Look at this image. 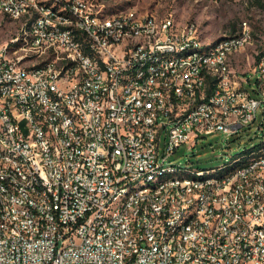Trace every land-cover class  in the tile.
<instances>
[{"label":"built area","instance_id":"obj_1","mask_svg":"<svg viewBox=\"0 0 264 264\" xmlns=\"http://www.w3.org/2000/svg\"><path fill=\"white\" fill-rule=\"evenodd\" d=\"M85 2L94 0L63 1V8L71 10L72 20L41 9L35 34L26 43L32 44L31 55L11 58V52L0 48V92L6 94V102H0V114L3 122L11 123L13 133V140L6 142L25 151L32 168V177H25L18 169L17 158L0 156V214L10 218V225H0V264H220V258H227L228 264H264V239L255 231V222L264 219V200L260 209H246L251 193H264L260 175L264 159L251 160L235 171L247 177V186L235 184L239 185V194H230L232 185L226 179L196 183V191H183V180L179 184L181 193L189 195V203L201 200L199 210H205V217L196 214L186 234L172 230L174 241H166L164 250H155L161 236L155 220L163 219V227H169L181 210L176 208V193H169V201H159L161 187L144 189L123 202L112 220H104V209L118 187L154 168L178 165L168 157L182 143L189 142L192 147L197 139L213 131L236 133L252 123L259 110L264 114V70L259 69L258 57L246 62L256 73L253 95L244 87L249 78L241 74L240 91L230 96L225 70L219 72H224L223 91H228V98H220V91L208 87V83L191 85L190 75H196L200 61L220 58L224 46L209 56L196 54L169 63V58L159 56L160 48L207 41L197 37V26L190 21L176 20V28H167V19L172 17L168 15L164 18L166 37L152 44L150 54L144 56H157V65L143 68L144 57H137V50L144 42L127 45L126 52H118L119 61L105 59L110 70L107 83L94 84L96 72L87 63L89 80L68 83L60 79V72L46 75V68H52L54 62L69 64V73L76 71L78 62H86L77 48L67 54V60H60V54L58 59L34 57V50L50 49L49 41L72 44L63 35V25L79 33L80 28H87L116 39L128 27L150 25L151 12L140 11V19H133L128 11L127 19L107 22V17L98 18L101 5L87 10ZM0 4L15 10L25 6V0ZM235 34L236 42L246 38L247 28L242 22ZM170 36H177L178 44H171ZM119 75H127V83L122 103H115ZM8 77H17V84H8ZM128 84H137V91H128ZM194 91H206V98H194ZM48 93H58L68 101V108L78 110L86 120V136H79L66 120V113H59L55 102L48 100ZM7 95L18 97V105L31 119L38 139L40 122L51 126L54 141V123L62 121L67 148L57 147V153H50L42 141V152L49 153V161L33 160L30 148L21 140L19 126L8 114ZM153 109H160L159 118H151ZM207 110L223 114V121L207 124ZM96 113H103V120H96ZM233 113H242V120L231 122ZM172 118H179V125H172ZM116 126L132 129V137L118 136ZM154 133H161V139L163 136V149L160 142H154ZM257 148H264V141ZM252 167H259V176H252ZM165 183L174 181L163 182L162 186ZM251 183H258V191H250ZM6 205H14L19 218L6 214ZM125 209L134 210L136 222H129ZM116 217H123V224H116ZM131 223H138V231H131ZM141 230H150L151 238H141ZM131 232H138V239H131ZM215 238L224 239V249H215ZM250 255H257V263H250Z\"/></svg>","mask_w":264,"mask_h":264},{"label":"bare ground","instance_id":"obj_2","mask_svg":"<svg viewBox=\"0 0 264 264\" xmlns=\"http://www.w3.org/2000/svg\"><path fill=\"white\" fill-rule=\"evenodd\" d=\"M8 1V0H0ZM64 4H71V0H25V6L21 8L4 9L0 4V14L17 22L21 30L14 36L0 43V48L4 52H11V58H23L31 55L32 44H26L27 40L32 39L35 34L38 18L41 9L56 12V16L64 20H72L70 9L63 8ZM94 0V2H85V9L95 10V5H101L98 9V18L107 17V22H117V19H127V12L133 19H140V11L127 9L120 12L107 13L104 11L105 1ZM107 1V0H106ZM30 10V15H29ZM166 17V16H165ZM150 13L149 27H128L126 33H120L118 39L112 35H102L101 32H94L92 29L80 28V33L71 28L70 25H63V35L68 37L72 44L61 45L60 41H49L50 49L34 50L35 58L50 57V59L67 60V54L75 53L76 48L81 54H84L86 62H78L76 71L69 73V64L64 62H54L52 68H46V75H55L60 72V79H67L68 83H77L80 80L90 79V70L86 63L91 65L96 72L94 75V84H103L109 82L110 70L105 61H119L118 52H126L127 45L144 44L138 46L137 57H144L150 54L152 44H157L166 37V27H164V18ZM22 23V24H21ZM247 28L246 38L243 41L236 42V34L225 35L217 39L214 43L187 44L179 47H164L159 49V56L169 58V63H177L178 60L192 57L196 54L209 56L215 54L220 47V58H211L210 60H201L196 68V75H190L191 85H200L214 87L215 91H220V98H228V91H223L224 72L226 75V87H229L230 96H237L240 91L241 76H239L230 65V55L246 48L253 41V31L246 21H242ZM167 28H176V22L173 17H168ZM197 37L201 39L197 33ZM93 43V47L90 43ZM235 42V43H234ZM171 44H178L177 36H170ZM104 56V59L103 57ZM151 65H157V56L144 57L143 68H150ZM258 66L264 70V48L258 55ZM69 73V74H68ZM127 83V75H119V83H116L114 91L115 103H122L124 96V84ZM8 84H17V77H8ZM128 91H137V84H128ZM194 98H206V91H194ZM48 100L55 102L59 113H66V120L70 121L73 128L77 130L79 136H86V120L77 109L68 108V101H64L58 93H48ZM0 102H6V94L0 92ZM8 114L19 126L21 140L25 146L30 148L31 158L39 162H48L49 153L42 152V141L47 145L50 153H57L58 148H67L64 123L55 121L54 123V141L51 132V126L47 122H40L41 139L36 138V128L31 125V119L28 114H23L21 106L18 105V97L7 95ZM160 109L151 110V118H159ZM96 120H103V113H96ZM242 120V113H233L231 122ZM223 121V114L214 115V110H207L206 123L218 124ZM24 122L26 131L22 130L21 123ZM172 125H179V118H172ZM118 136L132 137V129L125 126H116ZM0 156L9 160L18 161V169L24 172L25 177H32V168L30 167V158L25 151H18L17 148L9 147L6 141L13 140L11 123L3 122V116L0 114ZM161 133H154V142H160ZM254 148V147H253ZM241 153V152H240ZM231 156L229 161L213 168H194L191 165H175L168 167L154 168L149 174L136 176L133 181H127L124 187H118L116 193L110 198V202L104 209V220H112V217L118 213L122 203L131 200L132 194H138L144 189H153L161 187L158 192L159 201H169V193H176V208L181 209L169 223V227H163V219L155 220V228H161V236L155 242V250H164L166 241H174L173 231H179V234H186V229L193 227V219L196 214L198 217H205V210L201 209V200H193L189 203V195L181 193V184L183 180V191H196V183L207 181L225 180L230 187V194H239V185L247 186V177L243 172H235L243 169L254 159H264V148H254L249 152ZM260 175L264 180V168H260ZM252 176H259V167H252ZM174 181V183L163 182ZM250 191H258V183L250 184ZM264 200V193H251L250 201L246 202V209H260ZM189 205L187 206V204ZM6 214L12 218H19V211L14 205H6ZM125 217L129 222H136V214L132 209H125ZM116 224H123V217H116ZM0 225H10V218L0 214ZM131 231H138V223H131ZM255 231L264 239V219L255 222ZM141 238H151L150 230H141ZM131 239H138V232H131ZM215 249H224V239L215 238ZM250 263H257V255H250ZM220 264H228L227 258H220Z\"/></svg>","mask_w":264,"mask_h":264},{"label":"rangeland","instance_id":"obj_3","mask_svg":"<svg viewBox=\"0 0 264 264\" xmlns=\"http://www.w3.org/2000/svg\"><path fill=\"white\" fill-rule=\"evenodd\" d=\"M104 1V11L107 13L135 9L151 12L158 17L170 15L175 22H193L197 26V33L205 41H214L234 32L242 21H246L253 31V41L258 39V43H264V0H117L113 5H108L111 0ZM18 27L17 22L0 16V43L16 35ZM246 76L249 81L245 82L244 87L253 95L256 73L250 69ZM21 124L22 130L26 131L24 122ZM163 141V136L162 139L160 136L161 149ZM263 141L264 114L259 110L256 119L238 132L226 134L213 131L197 139L192 147H189V142L182 143L168 160L194 168H213Z\"/></svg>","mask_w":264,"mask_h":264},{"label":"crops","instance_id":"obj_4","mask_svg":"<svg viewBox=\"0 0 264 264\" xmlns=\"http://www.w3.org/2000/svg\"><path fill=\"white\" fill-rule=\"evenodd\" d=\"M0 16H5V15L0 14ZM234 33H235V31L228 33V34H225V35H232ZM215 41L216 40H214V41L207 40L206 43H214ZM258 41H259L258 39L256 41L254 40L250 44H248L246 46V48L239 50V51L233 53L232 55H230L229 60H230L231 68L239 76H241V74H246V72L251 69L252 66L248 65L246 62H252V59H256L258 57L259 53L261 52V50L263 49V47H260L262 42L258 43ZM237 67H239V68H237Z\"/></svg>","mask_w":264,"mask_h":264},{"label":"trees","instance_id":"obj_5","mask_svg":"<svg viewBox=\"0 0 264 264\" xmlns=\"http://www.w3.org/2000/svg\"><path fill=\"white\" fill-rule=\"evenodd\" d=\"M264 48V47H263ZM260 146V144H256V145H254V146H252V147H250V148H248V149H246V150H244V151H241V153H245V152H249L250 150H252V149H254V148H257V147H259ZM254 147V148H253ZM240 153V152H239ZM239 153H237V154H239ZM240 153V154H241ZM236 155V154H235Z\"/></svg>","mask_w":264,"mask_h":264}]
</instances>
